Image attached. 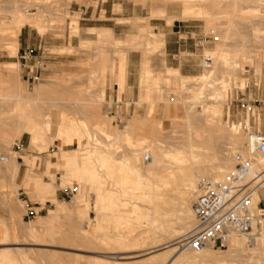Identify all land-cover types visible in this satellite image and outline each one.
Masks as SVG:
<instances>
[{"label": "rangeland", "instance_id": "374dc122", "mask_svg": "<svg viewBox=\"0 0 264 264\" xmlns=\"http://www.w3.org/2000/svg\"><path fill=\"white\" fill-rule=\"evenodd\" d=\"M127 1L140 4L141 12L139 16H131V17H126V18L122 17V19H112L110 21L112 24L122 23V36H120V34L118 33L115 35L112 34L110 30L103 31V30L86 29L82 33V29L80 28L81 14H80V10L78 9H80L81 6H87L90 3V0H0V54H5L6 56L7 55L10 56L9 58L7 57L0 58V61H1L0 62V76H1L2 81H5V82L7 81L8 83H10L9 85H11V88L13 87L12 86L13 84H14V87H16V88L13 87L11 91V89L9 90V89H6V87L4 88V86H0V95H4L8 99L6 101L3 99L0 102V131H1L0 134L2 136V131L5 130V126L3 125L4 123L9 121V119L14 113V109L16 111L17 108L20 105H22V102L16 100V96H17L16 92L20 91L23 94L25 93L32 94L35 90L39 89V87L42 84L46 85V87L44 91L42 92L40 99L37 100L36 102H31L30 106L29 105L28 106L31 107L32 110H34L35 114H37L39 127L42 130L45 127L44 122L46 121V118H47L46 114L48 115L50 114L49 119L47 120L51 122L50 124L52 126L51 127L52 129L49 131V134H45L42 139V143H40V146H42L43 148L46 147L45 149L41 148L42 150L40 149V152L39 150L36 151V150L29 148V135L28 134H22V136L18 140L13 141L9 145H5V143H3L2 141V137L0 136V157L6 156L9 159L13 157L18 163L16 177L13 178L12 173H11L12 166L10 164V161L3 162L0 160V219L2 218L1 220H4L5 223L7 222L11 225L9 226V224L6 223L11 229V230L9 229V235L11 237L7 236L6 238V243L8 242V244H0V259H5V257H7V259L11 260L13 258L12 257V253H13V256H16L17 258H19L20 260L19 264H93V263L95 264L96 262H99L100 264H119V263L120 264L122 263L123 264H146L148 260L153 261V259L151 260L150 258H148V254L146 255L147 252L146 253L144 252L145 254L142 253V251L118 252L119 251L118 248L111 246L109 244L103 243V242L96 241V240H95L96 244L93 241L92 243L73 242L71 241V239L69 238V234L67 233V227H66L67 220L65 218H62L63 220L59 219V221L55 224L54 231L57 234L55 233L56 235L54 236V239L52 242L51 241L46 242L44 239L47 237L45 238L41 237L40 239L42 240L41 242L45 244L43 245H39L35 243L31 244L30 240H34V239L27 235V228L28 230L31 228L32 229L35 228L34 230L39 229V231L37 230L38 232H40L41 230L43 232V230L47 229L48 228L46 227L47 224L45 225V223L43 222V219H45L44 217L46 216L47 211L49 209H53L55 207L56 202L65 203L68 209L71 208L72 199L73 198L76 199L79 196L78 194L82 195L83 200L87 204H89L88 207H90L88 211V217L90 221L89 220L87 222L86 220L82 221L81 223L82 229L86 231L89 230L90 232L91 226H93L94 224H97L98 222L96 221L97 218L100 217L101 214L103 215V217L104 215H106L104 214L105 212L103 210H101L100 212L101 214H99L100 210H97L98 211L97 212L93 208V204H94L93 202L95 201V197H96L95 193H97V189H98L96 188L98 187V185L95 182H93L94 183L93 185H96V186H93L90 181L89 183L85 179L82 180L78 178L79 179L78 181L76 177V180H77L76 181L74 180L75 177L73 179L72 176L70 177L69 174L67 175V172L63 169V167L61 166L57 167L56 165L51 164L57 161H60L59 162L60 164L64 163V158H62V154H61L63 152H60L59 151L60 149H63L66 155L68 154L72 155L74 153L73 150L77 147V145L68 146L58 141L54 137V133H55L54 129L56 127V124H58V121H60L59 115L62 112L69 114L75 119H83V120L87 119L86 121L88 122H92L94 120L91 114L88 115V113L94 112L93 109H91L92 111L88 110L86 106L78 102L76 104L67 105L65 104V102L61 101V97L65 93L68 94L69 92L72 94L75 93L74 98H77V99L83 98L84 96H85L84 98L86 97L88 98L89 96H95L96 93L100 91H97L98 87L95 84V81L97 80L96 77L98 76V74H96V72L92 70H97L99 67L98 66L99 63H101L103 59L110 60L111 62L108 63L110 65L111 64L116 65L118 61L119 51L120 53H122V56L126 55V60L122 59L124 71L120 72L117 69H115L112 71L110 75L109 71H111L110 70L111 67L108 68L106 79L100 82V84L102 85L103 93H102V96H99V99L101 100V104H100V107H99L100 109L98 110V113H100L99 115H101V118L104 117L103 119H105V121H108V122L110 121L112 126L113 127L116 126L117 128L115 127V129H118V130H122L124 125L132 117L144 118L146 116L148 103L142 102L141 100H139L140 98L138 97L139 96L138 70H139V66L141 64L142 58L144 57L147 59L148 65L151 68L150 70L152 71L153 75L154 73L155 75L157 74L164 75L165 73L163 72H165L164 70H166L165 67L167 66L165 64L164 44H162L161 47L158 46L159 48L158 47L149 48V46L144 45V43H140L137 45L138 42L136 41L135 43L134 39L141 37L140 41L142 40L144 41L146 40L145 38L148 39L149 37V40H150L151 38L150 32L156 33V34H159V33L164 34L167 29L168 30L170 29L168 28L170 27V25L166 24L167 22L166 16L170 14L172 15L173 13L177 14L180 11L181 5L180 3L168 5L165 8L167 13L165 12V15L163 16L162 14L158 13L157 10L153 9V6H152L153 1L151 0H127ZM201 1H198L200 4L198 2L196 3L199 5H202L201 7H204L208 9L209 11H213L214 14L216 15V16L214 15L216 19L212 22V24L214 23L213 25H209L206 22H204V20H201V19H180L177 21L180 25L182 24L191 25V28L189 29H192L194 31L192 40H193L194 45L199 49L197 53L189 54V56L193 58L192 62L193 63L195 62V64H197L198 66L197 70L194 72V74H192L194 75V77L200 75L203 71L202 68L200 67V63H201V59L203 55L207 53H211L215 46V43L213 42H206L203 44V47H199V42L197 41H199L200 36L206 34L209 31V29H214V32H215L214 34L220 36V34L217 33V30L225 26V21L223 20L224 18H222L223 14H219V12L222 11L220 6L218 5V7H216L217 9L211 10L206 5H209L210 4L209 2L211 1H212L211 3H213V0H207V1L203 0L204 2L203 4L201 3ZM74 6L76 8H74ZM25 8L35 9L33 13L36 15L33 16L32 18L33 19L35 18L36 20L41 19L40 21L44 25L43 32L39 33V31L35 27L30 26L29 24H25V26L22 27L20 34L22 32L29 34L31 37V44L35 41L36 38H42L43 41L46 40L47 44L44 48H41L40 50L30 45L28 49L32 50V57L30 58V60L23 62V60L19 58V55L20 53H22L23 49L24 50L27 49V48L25 49L26 44L23 42L22 36H20V34L18 36L19 32H15L13 31V29H11L10 23H12L14 15H16V13H18L19 15V12L20 14H22ZM74 9H77L78 11H74ZM117 10H119L118 7L114 9V11H117ZM153 10L155 11L153 12L154 14L152 13ZM215 11H219V12H215ZM24 15L25 14L23 13L22 16ZM217 15H218V18H217ZM26 17H27L26 19H30L28 18V16ZM75 20L77 23V28L73 29L72 26H74V24H72V22ZM236 24L239 25L238 29L236 30V32L234 31L235 34L233 36H230L229 40H227L225 48L228 47L227 49L229 51L236 50L235 53L238 52L240 54L237 55L238 57L233 56V55L229 56V59L232 65L230 64L228 66L229 69L228 68L227 69L229 70V72L227 71L226 72L227 74L223 73V76L220 77L219 76L220 74L217 73V75L215 74L214 76L215 78H213V80L211 79V81H213L214 83L212 82L210 87L211 86L213 87L214 85V89L216 88L217 90L216 89L211 90L213 89L211 87L210 89H207V91H205V94L198 96L201 98L193 97L191 99V96H192L191 94H193L194 96V93H195V92L193 93V89L197 88V86L195 85V83L194 84L192 82L190 83V81L186 83L187 87L190 86V88L189 89L184 88V90L183 89L179 90L178 88L175 90L176 87H173L172 85H170V83H167L164 80L159 81V84L157 82L155 86L154 85L151 86V88H153L154 90V91L152 90L153 94L151 93L152 95L151 99L155 100L157 98L156 100H159L158 104L156 103V106L154 108L153 120L155 119L156 126L158 122L159 124L161 123L160 124L161 127L159 126L160 127L159 132L160 131L161 132L160 133L158 132L159 139L161 138V141L159 144L162 147H164V149L166 147H169V148L171 147L172 150H175V147L179 145L181 146L182 144H186L187 139H188L187 138L188 135L186 133L189 134L188 136L189 138L192 137V140L194 142H197L196 140L197 136L195 135L198 133H199V136L197 137L198 140L201 141L206 138L205 137L206 133L204 134L201 129L199 130L197 129L198 127L201 126L200 124L202 120L204 119V116H203L204 114L201 113L202 112V109H201L202 102L203 100H205L206 97L211 98L213 96L216 98L218 96L217 93H219V89L220 87H222L221 84L223 80H227L228 82L227 81L226 82L229 84V86L227 89V93L224 92L225 99L223 98V101H222V114L220 115V117L219 116L217 117L220 118L222 123H224V125L226 126H228L231 123L238 125L240 128V134L242 135V137H244L243 140H245V135L242 130L244 124L245 125L249 124L254 128L264 131V57H263L264 50L262 48L264 47V42L263 43L261 42L258 45V43L254 42L251 39L252 31H250L249 28L244 25V23L241 24L239 22H236ZM181 29L183 30V29H188V28L181 27ZM177 30L179 29L177 28ZM147 34H150V35L147 36ZM181 37L184 38L185 35L183 34L181 35ZM99 38L109 39L111 41H113V39L122 38L123 40H126L128 42L125 41L123 43H118L116 47L118 49H116L112 45L109 46V44L96 45L97 40ZM161 38L164 40V35H162ZM82 40L85 42H90L91 43L90 46L92 47L88 46L86 48H80V42ZM120 44L122 47L119 46ZM122 44L123 45L125 44V45L123 46ZM128 44H131V45L129 46ZM242 44L245 45V47ZM136 45L137 46L144 45V46L137 47ZM240 45H242L243 47L242 46L240 47ZM102 51H105V52L107 51L105 54L103 53L104 55H106V56H103V59L100 56L102 54ZM124 53L126 54L124 55ZM40 55H44L45 57L40 58ZM130 55L133 56L135 59V61L132 64L134 68L133 75H131L133 76L132 82H128V76L130 75L128 71V56ZM231 56L233 59L230 58ZM124 61H125V64H124ZM9 62H12V63L16 62L18 64V70L16 69V71H18V73L16 72V76L18 78L15 76L16 80L15 78L12 79V77L11 78L9 77L8 67H11V66L6 64ZM234 65H237V66H234ZM230 66H233L232 67L233 69H231ZM29 68L32 69L33 73H29ZM35 72L38 75V79L32 82V80L29 79L28 77L30 75H34ZM90 72L92 73L95 72L94 73L95 76L92 75ZM228 73L230 76H228ZM121 77L123 78V82H124V85L122 83L123 89L119 88V83H118ZM17 79L19 80L20 84L18 83ZM241 81L243 82L242 87L240 85ZM15 84L19 86H15ZM167 84H169L170 86ZM222 89L223 88H221L220 91ZM79 90H81L80 95H78L77 93ZM13 99H15L17 102ZM115 99L118 101H122L121 106H122V110L124 111V114L122 115V118H120V120H115L114 117L110 118L107 112L109 107L114 106ZM214 99L207 100L208 102L207 104L208 105L210 104L208 107H210L212 104L217 103L216 101L217 98L215 100ZM165 101L170 103L171 107L172 105L173 106L175 105L174 107H177L176 105L180 104L181 107L190 108V109H187V111L188 110L190 111L189 112V115H190L189 117H191L189 119L191 123L190 127L187 126L188 124L184 121V119L173 117V116L168 117L167 115L165 116L166 114L165 112L166 102ZM194 101L196 103H194ZM192 102L194 103L193 105H192ZM190 113L193 115L191 116ZM105 117H108L107 119L110 118V120H106ZM39 118L41 119L44 118L45 120H41ZM166 119H169V120L171 119V120L169 121ZM41 126L42 127L44 126V127L42 128ZM191 126L192 128L194 127L193 130ZM189 129H191L192 131ZM190 131L192 133H195L196 131V133L194 135L192 134L193 136H191ZM199 131L202 133L200 134ZM136 132L138 133V135ZM136 132L133 134L130 140L133 143L132 146L139 147V146H136L135 142L133 141H135V139L137 140L138 137L139 139H141L142 137H145L144 134L148 138L146 139L147 142L148 143L150 142V144L152 145L154 144L153 142H151L152 139L150 138L151 134L149 130L145 129L144 131L140 132L139 130ZM96 134H94V136L96 137V140H92L91 142L100 143V145L102 146L112 145L111 144L112 141H108V139L104 138V136H101L99 134L96 135ZM139 134L142 135V137H140ZM147 134H150V135L148 136ZM200 135H202L203 137ZM183 140L185 141V143ZM82 142H83L84 147L89 146L88 141L86 139H84ZM131 144H128L125 140L118 141L116 145H114L113 147L115 156L122 157L123 155H127L131 151L130 149L134 148L131 146ZM243 144H244V141L241 145L244 148ZM228 146L229 145L227 144L225 139L217 140V142H215L214 154L219 155V157H223L224 154L228 152V148H229ZM171 149H169V151ZM124 151L126 154H124ZM147 155L150 156L151 153L150 152L146 153L143 159L142 157H140L139 162L142 163L143 165L142 167L148 164V162L145 161V158ZM25 157L33 160L32 163L34 165L32 163L26 165L24 161ZM219 157L217 158V160H220ZM77 160L80 163V156L78 155H77ZM101 170H104L102 172H104L105 174V176L103 175L102 172H101L102 174H100L101 176L103 175L105 178V181L103 180V177L101 180L103 181L102 184L104 183L103 186L101 184L102 186V188L100 189L101 193L106 194L107 191H112V192H115L116 194L118 193L117 197H120L119 199L122 200L121 199L122 196H120L121 195L120 192L122 191L119 192L118 189L120 188H118L117 186H114L115 185L114 184L115 183V176H114L115 173L109 174L108 176V174H106L107 168L105 169L103 168ZM106 175L109 178H106ZM50 178L52 179L54 178L55 182L59 184L60 188H56L55 191H53L52 189H44L40 192L37 191V188H36L37 182L41 183V185H45L44 183L47 184L52 181V179ZM70 178H72L71 181H70ZM111 180H114V183ZM112 188L114 190H112ZM80 190L82 194L81 192H79ZM258 192L260 195V199L257 201V203L261 201L260 207H264V187L259 188ZM75 194L78 196H76ZM256 204H253V208H255ZM29 208L33 210L32 213H28ZM120 209L122 210V206L120 207ZM106 213H108V211H106ZM262 218L264 219V217ZM40 221L41 223H39ZM59 222H60V225H59ZM104 224L102 225L104 227L107 226V229L106 227L105 228L103 227V229L99 233H96L98 237H100L104 233L108 234L110 232L111 233L108 235H111L112 231L114 230V228L110 226L109 222L104 223ZM145 224L148 225L149 223L145 222ZM191 228H193V226H191ZM138 229L139 228H137V230ZM18 230H20L21 232ZM3 231H4L3 228L0 227V241H2L3 236H4ZM37 231L35 233L37 234V237L40 238L41 234L37 233ZM13 232L15 233V235ZM23 236L26 237V239ZM8 237H10V239ZM234 237H237V236H234ZM78 244H80L81 247ZM243 245L242 247H244L245 251H246V248L247 250L250 249V246L247 247L245 245V242L243 243ZM16 248L18 249V251L14 252V250L12 249H16ZM212 249L214 251H217L219 255L221 256H223L225 253L228 252V248L226 244H224V246L222 247L217 246ZM26 253L28 254L26 255ZM140 257L142 258L144 257V258L141 259ZM120 258H123L124 260L123 259L120 260Z\"/></svg>", "mask_w": 264, "mask_h": 264}, {"label": "bare ground", "instance_id": "6f19581e", "mask_svg": "<svg viewBox=\"0 0 264 264\" xmlns=\"http://www.w3.org/2000/svg\"><path fill=\"white\" fill-rule=\"evenodd\" d=\"M151 1H153V5H152L153 9L157 10L158 13L162 14L163 16L165 15V12H166L165 8L168 5L180 3L181 8L179 7L180 11L177 14L173 13L172 15L170 14L166 16L167 25H171L174 22V20H180V19H201V20H204V22H206L207 24L213 25L214 23L212 24V22L216 19V17H214L215 14L213 11H209L208 9L201 7L202 5H199L200 3L198 1H201V0H151ZM196 2H198L199 4H197ZM211 2H209L210 6L209 5H206V6L209 9L214 10V9H217L216 7H218L219 5L222 11L220 12L215 11V12H219V14H223L222 18H224L223 20L225 21V26L222 27L221 29L218 27L219 29L217 30V33L220 34V36L218 35L219 42H215L213 51L211 53H207L212 56L213 63L211 64L210 67L202 69L203 70L202 73L196 77L184 76L180 74L178 70L169 68V67H165L166 70H164L165 72H163L165 73L164 75H160V74L155 75V73L153 75L152 71L150 70L151 68L148 65L147 59L143 57L141 64L139 66V70H138V73H139V76H138L139 96L138 97L140 98L138 99L141 100L142 102L148 103L146 116L144 118L132 117L124 125L122 130H118V129H115L116 126L115 127L112 126L110 121L109 122L105 121V119H103L104 117L101 118V115H99L100 113H98V110L100 109L99 107L101 104V100L99 99V96H102V93H103L102 85L100 84V82L106 79L108 68L111 67L110 69L111 71H109L110 75L112 71L115 69H117L120 72L124 71L122 59L126 60V55H125L126 53H124L125 56H122V53H120V51L118 52L119 56H118V61L116 65L108 64L111 61L103 59V56H106L104 54L107 51L106 52L102 51V54L100 55L103 59L102 62L99 63L98 65L99 67L97 70H92V71H95L96 74H98V76L96 77L97 80L95 81V84L98 87L97 91H100V92H97L95 96H89L88 98L87 97L84 98L85 97L84 96L83 98L77 99V98H74L75 93L72 94L69 92L68 94L65 93L61 97V101L65 102V104L67 105L76 104L78 102L86 106L88 110L93 109L94 112L92 113L90 112L88 113V115L91 114L94 120L92 122H88L86 121L87 119L86 120L75 119L69 114H66L63 112L59 115L60 121H58V124H56V127L54 129V132H55L54 137L61 143H64L65 145H68V146L77 145V147L73 150L74 153L72 155H69V154L66 155L63 149H60L59 151L63 152L61 154H62V158H64V163L60 164L59 163L60 161H57L51 164H54L57 167H60V166L63 167V169L67 172V175L69 174L70 177L71 176L73 177V179L75 177L74 180H76V177H77L78 181L79 179H82V180L85 179L88 182L90 181L92 185L94 184L93 182H95L98 185V187H96L98 189H97V193H95L96 197H95V201L93 202L94 203L93 208L95 209V211L100 210L99 214H101L100 212L101 210H103L105 212L104 214L106 215H104L103 217V215L101 214L102 216L100 215V217H98L99 219L97 218L96 221L98 222L97 224H94L93 226H91L90 232L89 230L86 231L82 229V226H81L82 221L86 220L87 222L89 220L88 211L90 207H88L89 204H87L83 200L82 195L77 193L79 196L75 194L78 197L77 198L75 197L76 199L73 198L74 200L72 199L71 208L68 209L65 203L56 202L55 207L47 211V214L44 217L45 219H43V222L45 223V225L47 224L46 227L48 228L43 230V232L41 228L40 232L42 233L38 232L39 229L34 230L35 228L34 229L31 228L28 230L27 228V235L34 239V240H30L31 244H34V243L39 244V245L45 244L41 242L42 241L40 240L41 237L43 238L47 237L44 240L46 242L47 241L52 242L54 239V236L57 234L54 231L55 224L59 221V219L65 218L67 220L66 221L67 222L66 223L67 233L69 234V238L71 239V241L81 242V243H92V241L95 243L96 241H99V242H103V243H106V244H109L111 246L118 248L119 249L118 252H134V251H142V253L147 252L146 255L148 254V258H150L151 260L153 259V261L148 260L146 264H264V219L263 218H261L259 224L256 226L255 235L249 244H247L246 238L244 236H237L239 238L234 237V236L226 238L223 242L227 245L228 252L225 253L223 256L219 255V253L217 251H214L212 248L205 249L198 253L192 252L186 246L187 244L185 243V240L187 238L186 235L192 232L193 228H191V226H194V223H195L194 215L192 211V204L197 195L199 183L202 180H209L211 182L221 181L225 177L227 172L233 169L234 166L237 163H239L241 158L251 159V171H258V170L264 169V157L254 153V151L251 150L249 146L245 144L246 139L243 140L244 137H242V135L240 134L239 126L234 123H231L228 126H226L224 125V123H222L221 119L217 117V116L220 117V115L222 114V101L224 98V92L227 93V89L229 86V84L227 83L228 81L223 80L221 84L222 87L219 86L220 89L221 88L223 89L221 91L219 89V93H217L218 96L216 95L217 96L216 97L217 103L215 102L216 104H212L210 107H208L210 104L209 105L207 104L208 103L207 100H213L215 98L213 96H212L213 98L206 97L205 100H203L202 102V106H201L202 112L201 113L204 114L203 115L204 119L202 120V122L200 121L201 126L199 125L200 127H198L197 129L198 130L201 129L204 134L206 133L205 139L201 141L198 140L197 138L199 136V133H198L195 135L197 136L196 137L197 142H194L192 140V137L189 138L188 137L189 134L186 133L188 135L187 136L188 139L186 138L187 139L186 144H182L181 146L179 145L180 147L179 146L175 147V150H172L171 147L170 148L166 147L167 149L168 148L171 149L170 151L169 149L167 151L166 148L164 149V147H162L159 144L161 141V138L159 139V133L161 132V131L159 132V128L161 127L160 126L161 123L159 124L158 122L156 126L155 119L153 120L154 108L156 106V103L158 104L159 100H156L157 98L155 100L151 99L152 97L151 93L153 90L151 86L153 85L155 86L157 82L159 84V81L164 80L165 82L170 83V85H172L173 87H176L175 90L177 88L179 90L180 89L184 90V88L186 89L190 88V86L187 87L186 85V83L190 81V83L191 82L193 84L195 83V85L197 86V88H195L194 86L195 89H193V93L194 92L195 93H194V96L193 94H191L192 95L191 99L193 97L201 98L198 96L205 94V91H207V89H210L212 87V86L210 87V85L213 82L211 81V79L213 80V78H215L214 77L215 74L217 75L218 73L220 74L219 76L221 77L223 76V73H226L227 71L229 72L228 66L231 64L229 56L230 55L237 56L240 54L238 52H237L238 54L235 53L236 52L235 48H234L235 51H232V50L229 51L227 49L228 47L225 48L227 40H229L230 36H233L235 34L234 31L236 32V30L238 29L239 25L236 24V22H239L241 24L244 23V25L248 27L250 31H252L251 39L254 42L258 43V45L259 43L264 42V31H263L264 30V0H213V3ZM201 3L202 4L204 3L203 0L201 1ZM154 10L152 11V13L155 12ZM23 13L25 14L24 15L25 17L22 16ZM23 13L20 14L19 12V15L18 13L14 15L13 21L12 23H10L11 29L17 32L20 26L29 24L30 26L35 27L39 31V33H42L44 25L41 23L40 21L41 19L36 20L34 18L35 19L34 20L32 18L33 16L36 15L34 13H25V10ZM26 16H28V18L30 19H26L27 18ZM217 18H218V15H217ZM72 24H74V26H72L73 29L77 28L76 20L73 21ZM208 32L215 33L214 29H209ZM150 34H147V36L150 35L151 37L150 40L148 37V39L145 38L146 40L140 41L141 40V37H140V38L134 39L135 43L136 41L138 42L137 45L140 43H144V45L149 46V48L151 47L155 48L158 46L161 47V45L164 44L163 42L164 40L161 38L162 37L161 33L156 34V33L150 32ZM123 42L125 41L121 39H113V41H111L109 39L99 38L97 40V44L96 43L95 44L96 45L109 44V46L112 45L116 48L118 43H123ZM90 44H91L90 42H85L82 40L80 42V48H86L90 46ZM128 45L130 46L131 44H128ZM144 45H139L137 47H143ZM242 45H240V47ZM119 46H121V44ZM243 46L245 47V45ZM262 48L264 50V47ZM263 54H264V51H263ZM230 58H232V56ZM124 64H125V61H124ZM7 65L11 66V67H8L9 77L10 78L12 77V79L15 78L16 72L18 73V71H16V69L18 70V64L9 63ZM234 66H237V65H234ZM232 67L233 66H230L231 69H233ZM90 73L95 76L94 73L92 72ZM228 76H230L229 73H228ZM17 81L19 83L18 79ZM118 83H119V88H121V85L123 83L122 77ZM9 84L10 83H8L7 81L6 82L2 81L1 76H0V86H4V88L6 87V89H9V90L11 89L12 91L14 84L12 85L13 86L12 88H11V85ZM240 85L241 87L243 86L242 81L240 82ZM15 86H19V85L15 84ZM45 87L46 85L42 84L39 87V89L35 90L32 94L30 93L23 94L20 91L16 92V95H17V96L15 95L16 100L22 102L23 106L20 105L16 111L14 109V113L9 119V121L6 123H4L5 121L3 122L4 123L3 126H5V130L2 131V136L1 134L0 136L2 137V141L3 143H5V145H9L13 141L18 140L22 136V134H28L29 135V148L36 150V151L39 150V152H40V149L43 148L42 146H40V143H42V139L44 135L49 134V131L52 129L51 128L52 126L50 124L51 122L47 120L49 119L50 114L49 115L46 114L47 118L45 122L42 121L45 124L44 125L45 127L43 126L44 129L42 130L39 127L37 114H35L34 110H32L31 107L29 106L31 102H36L37 100L40 99V96L42 92L44 91ZM212 88L213 89L211 90L216 89V88L214 89V85ZM80 91L81 90L77 92L78 95H80ZM5 98L6 96L0 95V102L3 99L5 101L8 100L7 98L6 99ZM194 103L196 102L194 101ZM194 103L192 102V105ZM165 104H166L165 116L167 115L168 117L173 116V117L184 119V121L188 124L187 126L190 127L191 125L189 121V119L191 118L189 117L190 111L189 110L187 111V109H190L189 107L184 108V107H181L180 104L178 105L181 108H179L178 105H176L177 107H174L175 105L174 106L172 105L171 107L170 106L171 104L168 102H166ZM192 115L193 114H191V116ZM109 117L112 118L111 116ZM105 118L106 120H110V118L107 119L108 117H105ZM41 120H45V119L43 118ZM166 120H169V119H166ZM145 129L150 131L151 135L150 134H147V135L148 136L150 135V138L152 139V141L151 139L150 141L153 142L154 144L152 145L150 144V142L148 143L146 140L148 139L147 136L144 134L145 137H142L143 135L142 133V135L139 134L140 137H142L141 139H139L138 137L137 140L135 139V141H133L135 142V145L139 147L132 146L133 143L130 140L133 134L136 131L140 130L141 132V131H144ZM193 129L194 127L192 128V130ZM191 131H190L191 133L190 135L193 136L196 133V131L195 133H192ZM202 132H200V134ZM96 133L101 136H104V138H107L108 141H112L111 142L112 145L102 146L100 145V143L91 142L92 140H96V137L94 136V134ZM84 139L88 141L89 146H85V147L83 146L82 141ZM219 139H225L227 144L229 145L228 152L224 154L223 157H219V155L214 154L215 142H217V140ZM120 140H123V141L125 140L128 144L132 143L131 146L134 148L131 147L132 149H130L131 151L127 155H123L122 157H116L113 147ZM243 141H244V144H243L244 148L241 146ZM149 152L151 153V155L150 156L147 155L146 156L147 159L145 158V161H147L148 164L142 167L143 166L142 163L139 162L140 157H142L143 159L144 155ZM124 154H126L125 151H124ZM77 155L80 156V163L77 160ZM218 157L220 160H217ZM0 160L3 162L10 161V164L12 166V170H11L12 177L13 178L16 177V173L18 169V163L16 162V160L13 157H11L10 159L7 157L6 161L2 160L0 157ZM24 161H25V164L28 165V164H31L33 160L25 157ZM100 168L101 169L107 168L106 174H108V176L109 174L115 173L114 175L115 183H114V180H111V181H113V183L115 184L114 186H117L118 188H120V189L117 188L119 192L122 191L120 192L121 193L120 196H122L121 197L122 200L119 199L120 197H117L118 193L116 194L115 192H112V191H107L106 194L101 193L100 189L104 185V183L102 184L103 181L101 180L103 177V180L105 181V178H104L105 174L104 172H102L104 170H101ZM101 172L103 173L104 176L100 175L102 174ZM106 178H109V177H107L106 175ZM71 179L72 178H70V181ZM258 183H259L258 187L255 189V191L253 192L251 196L252 208H253V204H256L257 201L260 199L258 189L261 187H264V174L262 175ZM44 184L45 185H41V183L37 182V185H36L37 191L40 192L44 189H52L53 191H55L56 188H60L59 184L55 182L54 178L52 179L51 182L47 184L44 183ZM93 186H96V185H93ZM112 190L114 189L112 188ZM79 192H81V190ZM121 206H122V210L120 209ZM106 211H108V213H106ZM1 219H0V227H2L4 230L3 231L4 236H3L2 241H0V244H8V242L6 243V238L7 236H10L9 226L11 225L6 222L7 224H9L8 226L5 223V221ZM103 221L104 223L109 222L110 226H112L114 230L112 231L111 235H108L111 233L110 232L108 234L104 233L103 235L98 237L96 233H99L103 229L104 227L102 225L104 224ZM145 222H148L149 224L146 225ZM39 223H41V221ZM59 225H60V222H59ZM105 227L107 229V226ZM137 228L139 229L137 230ZM36 231L37 233L41 234L40 238L37 237V234L35 233ZM10 237L8 238L10 239ZM24 238L26 239V237ZM242 238L244 239V241ZM169 242L170 243L172 242V243L170 244ZM244 242L247 247L250 246V249L247 250L246 248V251L244 250V247H242ZM78 245L81 247L80 244ZM12 250H14V252L18 251L17 248L12 249ZM27 254L28 253H26V255ZM12 257L13 258L11 260L7 259V257H5V259H0V264H19V261H20L19 258H17L16 256H13V253H12ZM140 258L143 259L144 257L143 258L140 257ZM121 259L123 258H120V260ZM95 264H100V263L96 262Z\"/></svg>", "mask_w": 264, "mask_h": 264}, {"label": "built area", "instance_id": "2783aa9c", "mask_svg": "<svg viewBox=\"0 0 264 264\" xmlns=\"http://www.w3.org/2000/svg\"><path fill=\"white\" fill-rule=\"evenodd\" d=\"M84 9V7H80ZM25 13H33L34 8H25ZM82 10H80L81 14ZM218 35L207 32L200 36L199 47L206 42H217ZM32 57V50L26 49L20 53L19 58L26 62ZM213 63L211 55H203L200 63L202 69ZM29 73H33L29 68ZM29 79L34 82L38 79L36 72ZM122 101L115 99L113 107H109L108 115L120 120L124 111ZM245 135V144L254 153L264 157V131L245 125L242 128ZM6 161L7 157H1ZM147 159V158H146ZM264 174V169L251 171V159L241 158L233 169L229 170L221 181L211 182L202 180L192 204L194 226L192 232L187 234L186 246L195 253L208 248L224 246V240L231 236H244L249 244L256 232V226L264 217V207L259 201L255 208L251 206V196L258 187V181ZM33 210L28 209V213Z\"/></svg>", "mask_w": 264, "mask_h": 264}, {"label": "crops", "instance_id": "0c3cea01", "mask_svg": "<svg viewBox=\"0 0 264 264\" xmlns=\"http://www.w3.org/2000/svg\"><path fill=\"white\" fill-rule=\"evenodd\" d=\"M82 7V6H81ZM84 9L81 12V21L80 28L82 29V33L88 30H110L112 34H120L122 36V23L112 24L110 21L112 19H122L131 16H139L141 6L137 3H132L127 0H90V3L87 6H83ZM118 7L119 10L114 11V9ZM74 8H76L74 6ZM74 9V11H78ZM141 18V17H139ZM178 20H174V22L170 25L169 30L167 29L165 33H161L164 35V53H165V64L166 67L176 69L180 72V74H185L184 76H194V72L197 70V64L192 62V57L189 54H195L199 50L193 43V34L194 31L191 28V25H180ZM25 26V25H24ZM18 28V36L21 32L22 27ZM188 28V29H181ZM177 28L179 30H177ZM185 35L184 38L181 35ZM23 38V42L26 44L25 49L29 48L30 45L34 48H44L47 44L46 40H42V38H36L35 41L31 44V37L29 34L22 32L20 34ZM123 40L122 38H120ZM126 41V40H123ZM203 49V48H202ZM24 50V49H23ZM204 50V49H203ZM1 57H7L5 54H0ZM36 57V56H35ZM38 57V56H37ZM45 57L44 55H40V58ZM19 59V58H18ZM135 61L133 56H128V82H132V77L134 72V68L132 66ZM1 62V61H0ZM12 63V62H9ZM6 63V64H9ZM16 63V62H14ZM17 64V63H16ZM124 85V82H123ZM123 85H121V89H123ZM132 86V85H131ZM122 95V93H121ZM118 97V96H117ZM116 98V96H115Z\"/></svg>", "mask_w": 264, "mask_h": 264}]
</instances>
